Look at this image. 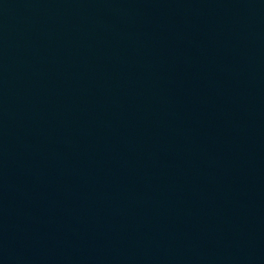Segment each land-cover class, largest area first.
Wrapping results in <instances>:
<instances>
[{
	"label": "water",
	"instance_id": "95a60500",
	"mask_svg": "<svg viewBox=\"0 0 264 264\" xmlns=\"http://www.w3.org/2000/svg\"><path fill=\"white\" fill-rule=\"evenodd\" d=\"M0 264H264V0H0Z\"/></svg>",
	"mask_w": 264,
	"mask_h": 264
}]
</instances>
